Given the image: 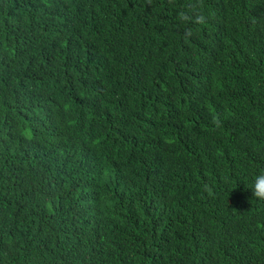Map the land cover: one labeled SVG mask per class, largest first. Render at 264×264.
<instances>
[{
	"label": "trees",
	"instance_id": "1",
	"mask_svg": "<svg viewBox=\"0 0 264 264\" xmlns=\"http://www.w3.org/2000/svg\"><path fill=\"white\" fill-rule=\"evenodd\" d=\"M262 168L264 0H0V264H264Z\"/></svg>",
	"mask_w": 264,
	"mask_h": 264
},
{
	"label": "clouds",
	"instance_id": "2",
	"mask_svg": "<svg viewBox=\"0 0 264 264\" xmlns=\"http://www.w3.org/2000/svg\"><path fill=\"white\" fill-rule=\"evenodd\" d=\"M179 18L182 22H187L191 18L186 15L184 12H181L179 14ZM195 22L196 23H204L205 22V17L202 15L196 16L195 17ZM186 36L191 35V30L188 29L187 32L185 33ZM249 185V184H248ZM250 188L252 190L253 196L259 200H264V168L262 169H257L254 171L251 175L250 178Z\"/></svg>",
	"mask_w": 264,
	"mask_h": 264
}]
</instances>
